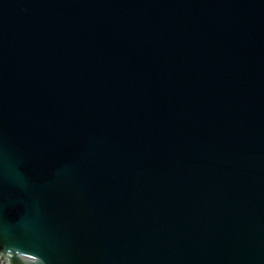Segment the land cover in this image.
Here are the masks:
<instances>
[{"label": "water", "instance_id": "obj_1", "mask_svg": "<svg viewBox=\"0 0 264 264\" xmlns=\"http://www.w3.org/2000/svg\"><path fill=\"white\" fill-rule=\"evenodd\" d=\"M0 264H264V0H0Z\"/></svg>", "mask_w": 264, "mask_h": 264}]
</instances>
